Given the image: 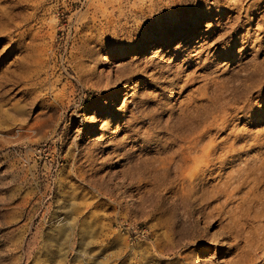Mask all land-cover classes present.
<instances>
[{
	"label": "rangeland",
	"instance_id": "1",
	"mask_svg": "<svg viewBox=\"0 0 264 264\" xmlns=\"http://www.w3.org/2000/svg\"><path fill=\"white\" fill-rule=\"evenodd\" d=\"M199 2L0 0V264H264V0ZM195 106L208 225L155 174Z\"/></svg>",
	"mask_w": 264,
	"mask_h": 264
},
{
	"label": "bare ground",
	"instance_id": "2",
	"mask_svg": "<svg viewBox=\"0 0 264 264\" xmlns=\"http://www.w3.org/2000/svg\"><path fill=\"white\" fill-rule=\"evenodd\" d=\"M197 1H200L199 3H201L202 6L204 5V0ZM218 1L219 0H217V2ZM206 119V112L199 110L198 107L194 109L192 107H185V110L179 112L176 116L173 130L178 134L183 132V134H181L182 137L185 136L187 132L189 135L191 134L192 136H189L188 139L189 144L186 148H182L180 145L178 149H174L173 145H171L170 148H172V151L169 157L162 161L155 170V174L159 173V178L163 179L162 184H165V191L167 193L172 192L173 199L179 200L180 202H187L189 198H192V200L196 202V209L199 212V217L208 225L214 216L212 210L213 208L215 209V207H212L211 202L213 199L217 200L218 198H215V195H207V193L206 195H198L200 187H204L209 179L208 175L211 173L209 167V154L206 152L205 147L201 148L202 154L199 159L201 163L194 166L188 164V161L191 159V152L201 144L203 137L207 136L210 131V125H204ZM184 131L187 132L185 133ZM183 138L185 140V137ZM202 191L203 190H201V192Z\"/></svg>",
	"mask_w": 264,
	"mask_h": 264
},
{
	"label": "built area",
	"instance_id": "3",
	"mask_svg": "<svg viewBox=\"0 0 264 264\" xmlns=\"http://www.w3.org/2000/svg\"><path fill=\"white\" fill-rule=\"evenodd\" d=\"M124 225H125V223L121 224V225H120L121 228H123ZM126 228H127V229H128V228H131L132 231H134V232H136V233H138V234H141V235H143V234L145 233V232H144L145 229L140 228V227H138V226H129L128 224H126Z\"/></svg>",
	"mask_w": 264,
	"mask_h": 264
}]
</instances>
